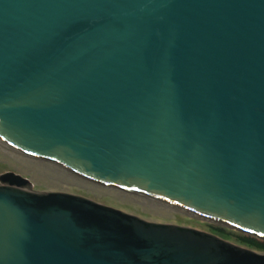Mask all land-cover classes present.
Returning a JSON list of instances; mask_svg holds the SVG:
<instances>
[{"label":"water","instance_id":"water-1","mask_svg":"<svg viewBox=\"0 0 264 264\" xmlns=\"http://www.w3.org/2000/svg\"><path fill=\"white\" fill-rule=\"evenodd\" d=\"M0 141L264 238V0H0ZM0 182V264H264L209 232Z\"/></svg>","mask_w":264,"mask_h":264},{"label":"rangeland","instance_id":"rangeland-1","mask_svg":"<svg viewBox=\"0 0 264 264\" xmlns=\"http://www.w3.org/2000/svg\"><path fill=\"white\" fill-rule=\"evenodd\" d=\"M14 173L28 179L36 192H66L114 207L147 221L176 224L215 234L228 242L264 254V238L115 186L65 171L41 158L26 155L0 141V176ZM1 185V182H0ZM174 205V204H173Z\"/></svg>","mask_w":264,"mask_h":264},{"label":"bare ground","instance_id":"bare-ground-1","mask_svg":"<svg viewBox=\"0 0 264 264\" xmlns=\"http://www.w3.org/2000/svg\"><path fill=\"white\" fill-rule=\"evenodd\" d=\"M164 203H166V202H164ZM166 204H169V203H166ZM169 205H171V206H173V207H175V209L177 208H179V209H181V210H184V211H187V212H189V213H193V214H195L194 212H192V211H190V210H188V209H186V208H184V207H181V206H178V205H173V204H169Z\"/></svg>","mask_w":264,"mask_h":264}]
</instances>
